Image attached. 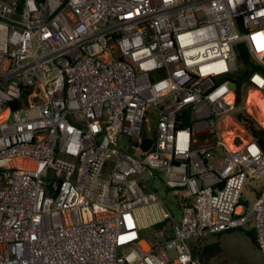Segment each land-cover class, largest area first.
I'll use <instances>...</instances> for the list:
<instances>
[{"label": "built area", "instance_id": "2783aa9c", "mask_svg": "<svg viewBox=\"0 0 264 264\" xmlns=\"http://www.w3.org/2000/svg\"><path fill=\"white\" fill-rule=\"evenodd\" d=\"M243 89L264 100V0H0V264H199L252 181L264 255V151L221 128Z\"/></svg>", "mask_w": 264, "mask_h": 264}, {"label": "rangeland", "instance_id": "374dc122", "mask_svg": "<svg viewBox=\"0 0 264 264\" xmlns=\"http://www.w3.org/2000/svg\"><path fill=\"white\" fill-rule=\"evenodd\" d=\"M238 63H241L238 61ZM233 90H235L234 87H232ZM231 89V87H230ZM252 92L246 89L244 92V89L241 91V94H244V101L243 104L245 106V115L250 117L259 127L263 128L262 122L259 115V109L256 104L250 103L247 104V97L248 94ZM258 117V118H257ZM235 125H230L227 123L221 124L222 132L223 134L232 132V133H239L240 129L245 130V128L238 123V121L231 117ZM152 120V119H151ZM154 122L150 121L147 124H144L141 129V137H145L148 135L147 128H153ZM246 132V131H245ZM247 133V132H246ZM261 183L259 181H252V182H246L245 188L243 189L241 198L239 200L241 215L246 216V223L248 225V229L252 228V217L250 215L251 213V207L252 204L256 200V195L260 190ZM158 195L160 198L165 202L166 205L170 206V208L174 209V205L172 206V197L168 194V191H165L163 188H159L157 190ZM176 217L178 218V213H174ZM160 227V226H158ZM157 227V228H158ZM245 228L244 229H234L227 232H222L219 234H215L212 236H209L208 239H210L209 242L207 241H201L194 242L195 246H199L202 244L210 245L211 244H217L218 247L221 249L220 254L216 255L214 258L209 259L204 264H264V255L261 254L255 245L252 244L249 233L247 232ZM212 241V242H211ZM194 250V246H192ZM194 256L196 259H198L199 255L197 254V251H194Z\"/></svg>", "mask_w": 264, "mask_h": 264}, {"label": "trees", "instance_id": "16d2710c", "mask_svg": "<svg viewBox=\"0 0 264 264\" xmlns=\"http://www.w3.org/2000/svg\"><path fill=\"white\" fill-rule=\"evenodd\" d=\"M257 70H259L258 67H254L253 69H251V73ZM259 71H261V69ZM248 75H249L248 72L241 73L240 76L237 78L238 85H242V83H245V82L247 83ZM239 99H240L239 94H237V101H239ZM236 120L247 130L250 136L254 140H256V142L259 144L261 149L264 151V129L259 127L250 117L246 116L245 114H238L236 116ZM180 125L186 126V125H189V122L187 121L185 123H181ZM258 195H259V192L257 193L256 197H258ZM239 229H244V228H239ZM247 232H251L249 233L251 242L257 248L256 242H255V234H254L253 229L251 228L247 230ZM220 252H221V249L218 247L217 244H210V245L204 246L201 252L199 253V257H198L199 264H204L209 259L214 258L217 254L219 255Z\"/></svg>", "mask_w": 264, "mask_h": 264}, {"label": "bare ground", "instance_id": "6f19581e", "mask_svg": "<svg viewBox=\"0 0 264 264\" xmlns=\"http://www.w3.org/2000/svg\"><path fill=\"white\" fill-rule=\"evenodd\" d=\"M250 103H253V104L257 105V107L259 109L258 117L260 116V119H261V122H262L261 124L264 127V100L260 97V95L257 92L252 91V92H250L248 94V97H247V104H250ZM229 122L230 121L228 119L225 120V123H229ZM231 138H232V134L231 133H227L226 134V141H229Z\"/></svg>", "mask_w": 264, "mask_h": 264}, {"label": "water", "instance_id": "95a60500", "mask_svg": "<svg viewBox=\"0 0 264 264\" xmlns=\"http://www.w3.org/2000/svg\"><path fill=\"white\" fill-rule=\"evenodd\" d=\"M237 50H238V53H239V58L247 66L248 65L249 56H248V51H247V48H246L245 44L244 43H239L237 45ZM246 228H247V226L245 227V229Z\"/></svg>", "mask_w": 264, "mask_h": 264}, {"label": "crops", "instance_id": "0c3cea01", "mask_svg": "<svg viewBox=\"0 0 264 264\" xmlns=\"http://www.w3.org/2000/svg\"><path fill=\"white\" fill-rule=\"evenodd\" d=\"M212 235H213V234H203L202 236L195 238L193 241L196 242V240H198V242H201V241H207V242H209L210 239H208V238H209V236H212ZM193 241H192L191 245L194 246V251H197V254L199 255V253L201 252L202 248H203L204 246H206V245H205V244H202V245H200V248H199V246H198V247L195 246V244H194ZM211 242H212V241H211ZM210 244H211V243H210ZM198 259H199V258H198Z\"/></svg>", "mask_w": 264, "mask_h": 264}]
</instances>
